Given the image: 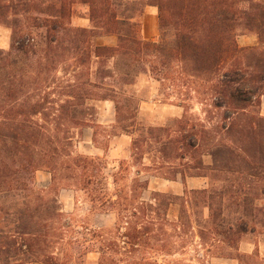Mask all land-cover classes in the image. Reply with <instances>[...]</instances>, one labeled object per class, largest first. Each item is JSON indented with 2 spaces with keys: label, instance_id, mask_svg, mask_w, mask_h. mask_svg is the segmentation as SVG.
<instances>
[{
  "label": "trees",
  "instance_id": "16d2710c",
  "mask_svg": "<svg viewBox=\"0 0 264 264\" xmlns=\"http://www.w3.org/2000/svg\"><path fill=\"white\" fill-rule=\"evenodd\" d=\"M76 4L89 8L90 29L70 26ZM145 5L158 9L159 42L141 38L135 19ZM2 23L13 30L8 56L22 50L18 37L45 29V53L61 57L68 44L86 72L66 86L60 118L46 123L31 117L48 116L49 96L22 105L14 75L0 76V264H84L90 253L99 254L97 264H159L148 250H159L158 219L175 198L155 194L154 203L143 201L148 181L126 184L120 172L108 176L101 159L75 151L71 133L89 126L77 116L87 115L93 88L98 100L115 103L118 123L130 122L136 108L128 89L135 78L142 72L170 78L173 63L183 85L212 109V124L208 129L186 113L174 126L178 137L169 136L171 127L157 129L166 135V141L156 136L160 152L173 148L176 159H190L182 176L209 179L210 187L193 196L210 211L212 240L238 244L264 222L257 204L264 198V0H0ZM246 33L259 45L240 47L238 37ZM107 35L117 37L115 47L94 44ZM146 141L134 139L137 156ZM39 170L52 175L48 189L37 187ZM66 187L85 192L91 211L115 214V225L80 230L70 223L59 199ZM200 237L209 236L202 231ZM168 247L163 242L160 250ZM241 261L264 264L256 253Z\"/></svg>",
  "mask_w": 264,
  "mask_h": 264
},
{
  "label": "rangeland",
  "instance_id": "374dc122",
  "mask_svg": "<svg viewBox=\"0 0 264 264\" xmlns=\"http://www.w3.org/2000/svg\"><path fill=\"white\" fill-rule=\"evenodd\" d=\"M135 21L140 24L143 40L159 42L156 7L145 5ZM70 26L86 29L92 27L87 6H73ZM45 35V29L28 31L15 42L22 50L18 53L12 52L8 56L14 43L13 30L3 23L0 25V51L3 53L0 55V76L5 78V74L14 75L19 90V102L22 105L27 101H38L46 94L49 96L51 103H48V107L54 109L49 110L48 116L39 114L31 117L41 123L53 122L60 118L59 105L69 99L66 86L76 83L80 77L84 78L82 74L86 72V68L80 67L72 51H69L68 44L59 49V53L63 54L61 57L52 58L54 55L51 52L45 53ZM117 42L115 35L98 36L94 40L96 45L110 47H115ZM238 43L240 47L259 45L257 36L251 33L239 36ZM52 59L57 62L53 63ZM173 66L171 77L162 81H158V77L151 72H142L138 77H134L135 85L128 89L135 98L132 106L136 108L135 118L130 122L118 123L115 103L111 100H98L100 92L93 88L92 98L88 99L84 106L87 108V115L77 116L78 120H86L89 126L75 129L71 133L76 144L75 151L84 156L101 159L104 163V173L111 176L120 172L126 184L137 178L140 181H148V189L140 195L143 201L154 203L152 197L155 194H167L175 198L172 205H166L158 219L159 241L155 248L159 250H148L150 256H154L159 264H243L241 256H252L255 253L258 259L264 262V222L255 223V230L244 234L238 244H224L212 240L213 224L210 211L201 200L193 196L195 190L210 187L209 179L190 177L189 174L182 176L181 171L187 170L186 164L190 163V159H176L173 148H168L166 155L160 152L163 150L162 145L155 140L159 134L157 129L171 127L169 136L178 137L179 132L174 126L186 113L194 123L203 124L208 129L212 124L210 114L208 116L207 113L212 109L198 99L193 89L189 90L183 85L175 73L178 64L173 63ZM95 67L96 64H92L90 70L93 71ZM161 77L164 78L162 75ZM260 113L264 117V96L261 98ZM151 128L155 130L153 135L149 133ZM160 135V138L166 141V135ZM136 138L147 139L141 144V157L136 155L139 151H135L133 147ZM116 144L124 147V152L119 156L111 152ZM93 146L104 150V157L88 155L87 152ZM203 160L208 161L205 157ZM36 181L38 188L48 189L52 184V175L47 170H39L36 173ZM59 199L67 220L79 226L80 230L82 226L103 229L115 225V214L91 211L87 194L81 190L68 187L61 189ZM257 204L264 213V198ZM259 219L261 220V216ZM202 231L209 237L202 240ZM163 242L169 246L168 249L160 250ZM242 244L249 245L253 250L250 253L241 251ZM98 260L99 254L90 253L85 257L84 264H97Z\"/></svg>",
  "mask_w": 264,
  "mask_h": 264
},
{
  "label": "crops",
  "instance_id": "0c3cea01",
  "mask_svg": "<svg viewBox=\"0 0 264 264\" xmlns=\"http://www.w3.org/2000/svg\"><path fill=\"white\" fill-rule=\"evenodd\" d=\"M118 141H121V140L118 139ZM111 152L113 153V155L119 156L120 154H122L124 152V147L118 146L116 144V147ZM87 154L104 157L105 151L93 146L92 149H90L87 152ZM240 249H241V251H244L245 253H250L253 250V248L249 247V245H247V244L246 245L242 244Z\"/></svg>",
  "mask_w": 264,
  "mask_h": 264
}]
</instances>
